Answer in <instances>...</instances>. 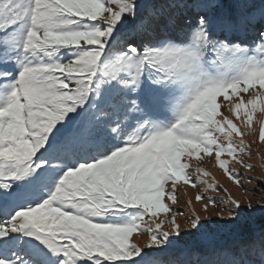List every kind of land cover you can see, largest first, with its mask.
Listing matches in <instances>:
<instances>
[{"label": "snow or ice", "instance_id": "1", "mask_svg": "<svg viewBox=\"0 0 264 264\" xmlns=\"http://www.w3.org/2000/svg\"><path fill=\"white\" fill-rule=\"evenodd\" d=\"M221 96L237 120L264 111V0H0V264H264V234L181 253L144 226L184 215L164 198L195 186L186 155L215 151L239 183L220 157L251 147ZM228 202L234 224L264 213ZM193 217L190 238L211 228Z\"/></svg>", "mask_w": 264, "mask_h": 264}, {"label": "rangeland", "instance_id": "2", "mask_svg": "<svg viewBox=\"0 0 264 264\" xmlns=\"http://www.w3.org/2000/svg\"><path fill=\"white\" fill-rule=\"evenodd\" d=\"M256 89H249L247 94L240 93L245 101L253 98ZM231 96L232 94L229 93ZM232 100L239 102V97L233 96ZM217 103L221 105V112L223 115L217 117L218 120L223 121L224 116H228L234 123L245 133V142L250 145L251 152L243 156H238L233 159L230 155L224 154L220 159L227 163L228 169L233 174H239V183L230 179L223 168L219 166L215 151L209 156L203 152L197 154L193 153L191 157L184 156L182 162L189 165L186 169L191 176L195 186L186 184L180 181L173 189L172 183L166 186L167 193H174L178 198V203L173 202L166 195L164 202L173 208L175 212H183L184 215H177L175 223L172 221V213H161L155 218L146 217L145 227L150 226L155 228L160 225L159 231L169 233L170 239L178 240L174 251L185 250L196 247L197 251H204L214 247L217 243L223 242L229 237H233L236 233L246 230L252 222L254 223L260 218H264V213H257L252 217H245L240 223L234 224L229 219L228 209L232 208L228 201L229 199L236 200L242 207H247L249 203L253 208H258L264 202V141L260 140L261 121L264 120V111L258 109L253 113L251 106H249L248 114H245L244 109H241L240 118L237 120L235 115L228 112L230 101H226L224 97H219ZM248 115L253 116L252 124L249 127L247 124ZM230 131V129H229ZM233 138L239 140L235 136ZM220 142L226 144V141L221 137ZM242 160L244 164L251 165V168L244 167L237 162ZM203 169V172L208 173L204 175L203 172H198L197 169ZM204 181L200 183L199 181ZM251 181V182H249ZM198 195L204 196L205 199L197 201ZM215 200V206L211 203ZM191 201V203H189ZM207 205V210H205ZM193 213L200 217L201 222L211 224V228L207 229L204 234L190 238L191 229L188 227L189 219L194 218ZM179 225L180 236H176V226ZM264 230V228H263ZM151 242V233L136 232L133 233L130 243L138 246L142 252L149 251L148 245ZM157 246L152 245L155 249ZM204 253V252H201ZM134 259L138 257H133Z\"/></svg>", "mask_w": 264, "mask_h": 264}, {"label": "trees", "instance_id": "3", "mask_svg": "<svg viewBox=\"0 0 264 264\" xmlns=\"http://www.w3.org/2000/svg\"><path fill=\"white\" fill-rule=\"evenodd\" d=\"M264 218H260L257 221H255L254 223L252 222V224H250V226L244 230V231H240L238 233H236L233 237H229L227 239H225L223 242L217 243L214 247L206 249L204 251H200L201 252H209L213 249H221V248H235V247H239L242 245H246L248 243H250L252 240H256L257 242L259 241L260 237L262 234H264ZM196 247H192L190 249H185V250H176V252H188V251H195L198 252V249H195ZM201 258L200 256L194 255L192 257H190V259H192L193 261L197 260Z\"/></svg>", "mask_w": 264, "mask_h": 264}]
</instances>
